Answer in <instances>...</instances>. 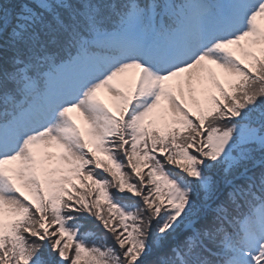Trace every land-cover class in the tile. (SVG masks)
<instances>
[{
	"label": "snow or ice",
	"instance_id": "obj_1",
	"mask_svg": "<svg viewBox=\"0 0 264 264\" xmlns=\"http://www.w3.org/2000/svg\"><path fill=\"white\" fill-rule=\"evenodd\" d=\"M0 264H264V0H0Z\"/></svg>",
	"mask_w": 264,
	"mask_h": 264
}]
</instances>
